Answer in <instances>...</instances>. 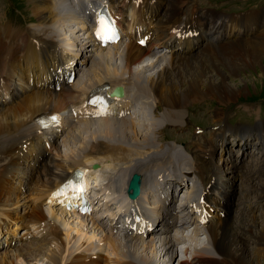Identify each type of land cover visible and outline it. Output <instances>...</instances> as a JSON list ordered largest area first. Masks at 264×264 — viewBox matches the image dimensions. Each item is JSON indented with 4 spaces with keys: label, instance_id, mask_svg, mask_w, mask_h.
<instances>
[{
    "label": "bare ground",
    "instance_id": "bare-ground-1",
    "mask_svg": "<svg viewBox=\"0 0 264 264\" xmlns=\"http://www.w3.org/2000/svg\"><path fill=\"white\" fill-rule=\"evenodd\" d=\"M28 1L32 5L33 14L37 18H39L41 22L48 21L51 22L52 26H56V27L53 30L50 25H43L39 29L41 31V34L33 31L29 27V29L26 32H23L25 33L26 39H28L29 37V40L31 41L32 38L37 36L39 40H42L43 37L41 36H49L50 34L52 40H58L59 38L61 39L62 38L61 31H63L64 29H63V25H57V22L59 21V18L63 17L65 19L67 16L60 15L59 12L56 11L54 6L48 4L49 0H28ZM127 2H129V0H112V3L116 4L117 6H121L122 4ZM185 3L186 0L166 1L164 9H162V11L156 16V21L153 26V28L155 26H157L158 28V37L153 36L154 38L152 39L154 44L158 42L160 43L167 42L169 41L170 38H173L175 35L176 37H178L177 33L172 32V29L174 27L180 30L181 31L180 33L181 34L183 33L184 35L187 34L185 32H187L189 29H192V32H195V28L198 25V17H201L200 15H204V14L201 11V9L195 6L193 3H191V1L186 5ZM122 11L124 12V9H122ZM148 12H149L148 10H142V14ZM181 14H184V18L182 19L184 20V24L182 27L178 25L179 15ZM218 16H219L218 14H215L216 18ZM201 18L202 19L204 18L206 21H208L206 17H201ZM165 19H168L167 21L170 23L166 24ZM208 23H209L208 34L211 35H208V40L204 41V44L201 45V48L198 52L199 54H196V52H194L193 54L186 56L177 57L176 55L175 56L176 58L172 57L171 55L164 56L163 59L165 61L164 64L157 63L159 59H156L154 62H151L150 64H144L143 66L140 65V67H137L135 70H131L130 65L137 63L140 53L133 55L132 54L133 46L131 47V45L128 42H123L125 44V47L122 48L121 46L123 43L114 44L108 48H100L97 50V52H93L90 54L88 60V67H86V69L84 70L85 72L83 73L84 77L82 79H78L73 87L52 93L41 92V91L29 92L27 94H24L22 98H20L16 103L9 106L8 108L3 110L0 109V181H2V185H0V216L3 217L1 214H4L8 218H11L12 215L10 214V212L6 210H5L6 213L3 212L4 208L2 206H4V204L8 200H11L12 197H14L16 201H18L21 198L19 193H18L19 195L16 194V196L12 195L11 191H13L14 188L11 187L6 182L7 179H9V177L12 176L13 174L22 172V168L20 167V165L15 160L10 159L11 151H9L10 148L12 150L14 146L17 147L20 144L21 137L18 135H11L12 134L11 132L16 130V127L19 124L21 123H23V125L26 124L27 120L34 117L35 114H37L39 111L49 108L55 110V108L63 106L65 104V95L69 96V98L72 101L78 102L79 99L82 98V96L80 95H83L87 89H89L94 85L100 84L104 81H112L114 84H118L122 79V77H127V78L131 77L129 83L131 85V89H133L137 93L143 94L141 99V103L142 102L144 103L142 106V110L145 107L144 105L147 104V101H151L152 103L150 104V106H148V108L150 109L152 108L156 110L158 109L162 111L161 115H157L156 111L155 112L153 111L154 113L151 114L150 118L148 119V121L150 120L152 121L151 123L153 129L154 128L156 129L159 120L156 122L157 119H155V116L163 117V120L167 121V116L171 112L173 111L181 112L180 108L182 109L183 107H186L190 103L191 104L193 102L195 103L199 99L202 100L205 98H216L217 100H219V103H226L227 101H230L235 95L241 93L243 91V88L242 87L240 88V86L239 85L237 86V84L240 82L244 83L245 78H247V77L244 78L246 74H244L242 80H239L238 82L237 81L229 82L224 73L226 71L229 73H235L237 72L240 66L247 67V66L255 65L261 59V57H264V40L257 36L241 39L240 30L236 28V26H233L240 24L232 18L230 19L225 18L224 23L222 24L229 26H220L218 25V23H213V22H208ZM5 27L6 26L0 25V70L4 67L6 61L9 62L10 59H12L15 55L19 53L18 48L22 46V43L19 42H16L14 46V42L12 40L13 35H11L7 31L8 28ZM139 28L142 29L144 28V26H140ZM33 32L35 33V35L33 34ZM213 45H219V46H213ZM124 48H126L128 52L126 55V59L123 63V66L119 68L115 63V58L116 55L117 56L124 55L125 52L123 53L122 50ZM25 64L27 70H30L32 68L31 63L28 60H25ZM219 66L225 67L226 71L217 69V67ZM212 68H216L215 74L218 76L217 78H213L211 76ZM187 69L190 70L194 69V71L189 73V79L185 80L184 78L185 75L184 76L182 75L184 71ZM178 70H180L179 74L177 76H174L175 74L178 73ZM243 73H246V71ZM26 75L27 74H24L25 77ZM31 75L33 77V85H35L36 82H44V80L47 78L42 72H40L37 75H34L31 72ZM130 85H129V89H130ZM144 95H146L145 100H144L145 98ZM152 105H154L153 106L154 108L151 107ZM78 107H80V105H78ZM143 111L145 113L146 109ZM219 112L220 110L218 108L214 109L212 115H216ZM82 117L85 116L82 115ZM104 117L106 118L98 119V120L82 119L79 122L80 124L82 123L81 128L77 124L76 125L74 124V127L72 125L70 128L71 130L67 133L68 136H66V138L63 140V143L65 144V146H67L66 150L64 151V153H59V151L56 152L57 150V146H56L55 147L56 150L54 154V162L51 165H49L48 169L44 167L45 173L43 174L45 175V180L42 179V173L39 174L40 183L37 182L36 180L34 181L33 176L31 175L29 176V181L31 183L32 181L35 182L34 186H32V188L29 190L33 194L32 199H35L36 203L37 201L39 200L41 201L42 199V201H47L49 205H53L54 207H57L58 210L57 209L56 210L59 211V216L62 215L61 220L63 226L68 227L64 232V238L66 239L67 242V246H65L64 243L61 242V236L54 233L53 226L51 225L49 226V230L46 233V235L48 236H45V238L51 239L50 243H54L55 246L54 249H49L50 251L48 252V254H46L47 255L46 257L49 259V264H63L65 261L69 259V256H67L65 252L68 254H71L72 252V250L71 251L68 250V245H69L68 242L70 241L69 233L72 229L69 226L66 217L68 215L77 214L74 211H70L71 209H65L66 204L64 202V199H61L58 202H56V203H60V206H56V204H53L54 199L51 196V191L54 187L55 189L58 187L59 180L63 179L62 181H64L65 179H67L66 177L68 178L72 177V173L69 174L70 170L72 169L73 171L74 167L80 163L87 162V164L91 166L93 163L97 162L99 164L100 170L94 169L92 167L88 170L86 188H88L89 190V187L91 185H95L96 187L101 188V191L105 190L106 191L105 194L100 196L99 194H97L95 200L104 202L105 203L104 207L109 208L108 203H106V199H108L111 195L117 196L118 194L115 193L114 188L113 189L110 188V185L108 186L107 184V186H105L103 184L102 175H104L106 179L108 178L104 170L108 168L113 169L115 166L114 161L129 160L126 163V165L123 167L124 176L122 179V185L119 187L120 189L122 188L125 189V186L128 181V173H131V171L135 169L136 171H140V168H143V172H145L146 169H148L146 163L148 164L151 163L149 160H147V161H135L132 164H130L133 161V158H131L127 154H129V152L132 151L133 149H129L126 150V152L125 151L122 152V148L120 149L118 144L112 143L114 142V140H117L116 142L133 141V143H130L129 145L136 146L134 144L136 142H140L138 140L141 139L140 135L137 134V132H135L134 129H132L133 125L137 126L136 121H134L133 119L117 120L114 118L113 119L107 118V116ZM179 118H180L179 115H176V116H172L170 119H172L173 122H178ZM223 120H225V115H221L219 117V122ZM91 123L94 124L93 126L91 125L93 129L89 130L86 126H88ZM226 123L227 122H225L224 125ZM256 126L258 127L252 126V128H245L244 129L246 131L245 133L259 136V140L264 139V135H263L264 125L257 124ZM27 128L30 129V126H27ZM236 128L242 129V127L240 126H236L235 129ZM218 132H220V130ZM221 135L226 136L224 133H221ZM118 136L120 137L118 138ZM142 139H144L143 141L153 140V138H151L148 135L143 136ZM7 143L11 145L7 146ZM138 146H140L143 149L146 148V146L144 145L143 147L141 145ZM210 147L211 145L208 146V151H207L208 157H206V159H202L200 157V154L202 153L196 151V154L197 155L199 154V158H196L195 164L193 165L191 164V162L185 163L186 167L194 166L196 181L200 182L203 185L208 183L211 178H214L215 181H219L217 177L218 169L217 167H215L214 164V150H212ZM151 156L158 157L157 158L158 161L162 159L163 162L167 161V158L165 159L164 157H160L154 154H152ZM167 156L169 159L171 158L169 154ZM263 156H261L262 157L261 159H263L262 161L263 163L261 170L262 172L260 174L261 177L260 183L262 182V184L259 186V188L254 187L257 189L258 196H260L259 199L260 202L264 200V175H263L264 157ZM154 166H159V165H154ZM187 170H185V172ZM126 175H127V180L125 181ZM157 175L161 176L162 173H158ZM165 175H170V174L165 173ZM231 177L233 180L236 179L235 175L232 172H231ZM219 179L221 178L219 177ZM258 183L259 182L256 181V184ZM252 189L253 186H251L250 190ZM144 192L145 190H142V194ZM120 198L125 199L127 197L122 196ZM68 199H70V197H67V200ZM119 204L123 206L122 201ZM247 205H248L247 210L249 213H251V210H253L255 206L251 203H248ZM93 207L94 206H92V208ZM113 209L114 207L112 208V210H110V213H108L111 216H115V214L119 211V209L116 210ZM156 209H158V207ZM41 210L43 211V209L40 208L39 205L38 206L34 205L32 209L29 211L30 217L26 220L27 223H30L32 226H36V228H38L39 230L44 229V222L41 220H44L43 218L45 217ZM48 211L50 213V210ZM249 213H243L240 214L239 216H235L236 220L234 225L232 224L231 217H229L226 220H223L222 222L219 219L216 223V225H218L219 227L220 230L219 232L217 231L213 223H209L208 228L206 229L207 247H202L199 250L194 249L195 252L193 253L192 256V260L194 259V263L200 261L205 263V261L207 260L206 258H212L211 263L208 261L209 262L208 264H218L221 262L225 264H256L255 260L258 258L254 256L252 257V259H250L246 255L247 254L246 249L248 248L247 244L251 243L250 242L251 240L252 241L254 240L255 241V246L253 245L254 248H259V246L261 245L262 247V248L260 247L261 250L264 249V226H262L259 229H256L257 223L254 221L255 217H253L252 213L248 215ZM52 216L56 219L59 217L56 214H52ZM0 224L4 225L1 221ZM197 228L198 225L196 224V229ZM75 231L77 232V230ZM194 232L197 233V231H195V226H194ZM130 235L133 237L137 236L139 239H142V235H140L137 231L133 230L132 232H130ZM12 236L14 237V234H10V233L7 234V237L5 239L7 245L8 243H11L13 241ZM123 237L127 242L131 241L125 236ZM170 237H171L170 235L166 236L164 234V236L159 237V239H162V241H164L163 244L167 245L165 253L170 252L171 254L170 259H171V258H175L177 255H176V251L174 250V245L169 240ZM45 238H43L42 240L43 242L45 241ZM93 238L94 237L90 236L87 239L88 241L87 244H89ZM105 239L108 242L109 245L107 244V246L110 247L112 253H114L116 256H119V259L126 258L127 260L125 262L117 259L114 260L113 263L112 260L106 261L104 259L103 261L105 262L104 264H157L156 261L153 260L152 257H148L147 254L136 251V249L129 248V245H127L124 240L119 241L116 238H112L109 235H107ZM153 240H154V236H152L149 240V242H152L150 244L151 246L150 249L151 252L154 254V255L152 254L154 258L157 253V247L156 244L153 243ZM34 245L38 246L37 243ZM82 246H83V242L81 243V247ZM87 246L90 247L89 245ZM91 246L93 245L91 244ZM29 247L31 248V246ZM33 248L31 250H33ZM250 248L252 249V247ZM215 249L217 250V253H215L216 252ZM28 250H25L24 252L18 250L12 251L13 256L10 259H8L7 253L2 254L0 257V264H21L22 262L28 259V257L26 258L25 255V254H29ZM77 252L78 250H76L75 253ZM255 252H259V249H256ZM131 254L134 256L135 259L133 262L131 260H128V257ZM66 257L68 259H66ZM97 258H99L100 260L103 259L101 256H97ZM99 259H90V261H85L83 258L76 257L74 261L76 264H100ZM179 264H191V263L185 259H182L180 260Z\"/></svg>",
    "mask_w": 264,
    "mask_h": 264
},
{
    "label": "rangeland",
    "instance_id": "rangeland-1",
    "mask_svg": "<svg viewBox=\"0 0 264 264\" xmlns=\"http://www.w3.org/2000/svg\"><path fill=\"white\" fill-rule=\"evenodd\" d=\"M10 1H12L13 2V4H14V6H13V4H11V2ZM196 2H198L199 3V6H201V7H203V6H206V7H209L210 5L207 3V1H210V0H195ZM218 1V0H217ZM227 1V7L226 8H228V9H230V10H232L233 8H235V6L234 5H232L230 2L232 1V0H226ZM238 1H240V0H235V2H238ZM251 1V4L248 6V7H251V8H254V9H258L257 7H264V0H250ZM240 3V2H239ZM247 4V0H244V4L243 5H236V6H238V7H240L239 9H242L243 7H244V5H246ZM253 6V7H252ZM12 7H15L16 9H19L20 11H21V13H24L25 15H26V18H27V22H36V20H35V15L33 14V12H32V5H31V3H29V1L28 0H0V21H2L3 19H6L7 21H8V23H10V24H12V25H19V26H21V25H26V24H24L23 22H21V18L20 17H18V16H14V18H13V20L12 19H10L13 15H11L9 12H15V9H13ZM238 9V8H237ZM237 11V10H236ZM35 16V17H34ZM66 16V15H65ZM182 16L183 15H180V19H182ZM37 18V17H36ZM183 18H184V16H183ZM60 19H62L64 22H66L65 20H67L66 18L64 19L63 17H61V18H59V20ZM168 19H165V23L166 24H168V23H170V22H168L167 21ZM61 22V21H60ZM0 25H2L1 23H0ZM2 26H4V25H2ZM5 28H7V27H5ZM64 29V28H63ZM63 29H61V30H63ZM27 31V30H26ZM26 31H24V32H26ZM64 31V30H63ZM209 35H211V34H209ZM61 36L63 37V38H66V39H72V36L71 35H67L66 34V32L64 31L62 34H61ZM257 37H260V36H257ZM214 44V43H213ZM222 44V43H221ZM220 45V44H219ZM219 45H213V46H219ZM110 47V46H109ZM105 48H108V47H105ZM98 50V49H97ZM199 52V51H198ZM198 52H196V54H199ZM172 57H174V58H176L175 56L177 55V54H170ZM121 56H117L116 55V58H115V63H116V65L119 67V68H121L122 66H123V63H124V61H121ZM156 59H159L160 60V57L159 56H156V58H153V59H151V60H153V61H155ZM125 60V59H124ZM160 63H163V61L162 62H160ZM164 63H165V61H164ZM163 63V64H164ZM144 65V64H143ZM143 65H141V66H143ZM139 67V66H138ZM248 67V68H247ZM240 66L239 68H238V70H237V72H235V73H229V72H227L226 71V68L225 67H223V66H219V67H217V69H220V70H223V71H226L224 74H225V76H226V78L228 79V81L229 82H235V81H239V80H242V77H243V75L244 74H246L245 76H244V78L245 77H247V78H245V80H244V83L243 82H240V83H238L237 84V86L239 85L240 86V88L242 87L243 88V91L241 92V93H239L238 95H235L230 101H227L226 103H219V100H217L216 98H205V99H202V100H205L206 101V103L205 102H201V103H199V100L197 101V102H193L192 104L190 103L189 105H187L186 107H183L182 109L180 108V110H181V112H178V111H173V112H171L168 116H167V122H165L164 120H163V117H159V116H155V119H157L156 120V122L158 121L159 123V126H157L156 127V129L154 128L153 129V126H152V121L150 120V121H148V119L150 118V115L151 114H153L155 111H156V113H157V115H161L162 114V111H160V110H156V109H150V108H148V106H150V104L152 103L151 101H147V104L146 105H144L145 107H144V109L143 110H145L146 109V112L144 113V111L142 110V107H141V112H140V114L138 115V126H139V130L141 131V132H138V130H137V126H135V125H133L132 126V129H134L135 130V132H137V134H139L140 135V137H141V139H142V137L143 136H150L151 138H153V140H155V137H153V133L156 131V133L158 132V131H163L164 133H165V135L163 136V137H166V138H177V136H179V138L180 139H183V138H185V135H182V134H180L179 133V135H178V133H177V127H175V126H179V125H175V124H171V125H175V126H167L166 127V125H168V124H166V123H181L182 122V118L184 117V116H186V110L185 109H187V107L189 108L188 109V111H189V116H190V122H188L187 121V125H188V123H193V121H195V122H197V123H202V122H206L207 121V123H215L214 121H216L217 123H220L219 122V117L221 116V115H225L226 113H232V107H233V105L236 103L237 104V109H239L238 110V116H237V118H235V122H234V124L235 125H238V124H241V125H248V124H252V123H256L257 121H258V119L257 118H259V119H262V118H264V100H262V99H264V57H261V59L255 64V65H251V66ZM133 68V67H132ZM86 69V68H85ZM84 69V70H85ZM131 69V68H130ZM250 69V70H249ZM131 70H135V69H131ZM181 70V69H180ZM180 70H178V73L177 74H175L174 76H177L178 74H179V72H180ZM151 71V70H150ZM194 71V69H192V70H190V69H187V70H185L184 71V73H183V75L182 76H184V78H185V80H187V79H189V73H191V72H193ZM246 71V73H243V72H245ZM240 72V73H239ZM214 73V74H213ZM216 73V68H212V72H211V76L213 77V78H217L218 76L215 74ZM254 73V74H253ZM227 74V75H226ZM248 74V75H247ZM84 77V75L82 74V76L79 78V79H82ZM250 77V78H249ZM238 78V79H237ZM78 80V78L76 79V81ZM246 81V82H245ZM76 83V82H75ZM245 90V91H244ZM60 91H62V90H60ZM24 96V95H23ZM145 96V98H144V100L146 99V95H144ZM236 97V98H235ZM261 98V99H260ZM201 101V100H200ZM16 103V102H15ZM140 104H141V102H140ZM260 104H261V106H260ZM154 105H152L151 107H153ZM247 106V108H245ZM154 108V107H153ZM219 109L220 110V112L218 113V114H216V115H212V113H213V110L214 109ZM154 111V112H153ZM151 112V113H150ZM144 113V114H143ZM225 113V114H224ZM176 115H179V121L178 122H173L172 121V119H170L172 116H176ZM131 119H133V118H131ZM154 119V120H155ZM134 121H135V118L133 119ZM146 121V122H145ZM130 122V121H129ZM149 122V123H148ZM165 122V123H164ZM227 122V121H226ZM131 123V122H130ZM227 124V123H226ZM224 125V124H219V128H218V131L220 130V132H218L219 134V137H220V139L222 140V146H221V149H225V147H226V141H225V137L226 136H222L221 135V133H224L225 135L227 134V133H230L231 135H233V136H235V137H239V138H246L245 139V142H244V147H247L248 146V144H249V142H247L248 141V138L249 137H251V136H254V137H256V138H258V139H256V141H255V144H257V149H258V153H260L261 155L260 156H263L264 155V139H262V140H259V136H255V135H251V134H247V133H245L246 131L244 130L245 129V127H242V129L241 128H236L235 129V127L234 126H231V125H229V124H227V125ZM257 124H259V125H264V123L262 122V123H257ZM257 124H255L254 126L255 127H258V126H256ZM77 125H79L80 126V128L82 127V123L80 124H78L77 123ZM94 125V124H89L88 126H86L89 130L90 129H93V127L92 126ZM128 125H129V123H128ZM84 126V125H83ZM169 127H171V129L169 128ZM148 129V130H147ZM158 129V130H157ZM155 130V131H154ZM181 130H182V128H181ZM183 132L185 131L184 129L182 130ZM90 132V131H89ZM146 132V133H145ZM150 133V134H149ZM84 134H86V133H84ZM235 134V135H234ZM264 135V134H263ZM262 135V136H263ZM66 136H68L67 134L63 137V139H61V141H62V143L61 144H58L57 143V150H56V152H58L59 151V153H64V151L66 150V147L67 146H65V144L63 143V140L66 138ZM156 136H158L159 138H160V136H159V134L157 133L156 134ZM261 136V137H262ZM120 136H118V138H119ZM68 139H69V137H68ZM138 140V141H140V142H136L134 145H136V147H139V148H141L140 146H138V145H141L142 143H148V142H150V141H143L144 139H142V140ZM153 140H151V141H153ZM192 140V139H191ZM191 140H189V142L191 141ZM117 140H114V142H112V143H115V144H118V146H119V148L121 149L122 148V152L124 151L123 150V148H127V146L126 145H119V143L120 142H123V141H119V142H116ZM262 142V143H261ZM74 144H75V142H74ZM9 145H11V144H8L7 143V146H9ZM63 146L62 148H61V146ZM144 146H146V145H144ZM154 146V144L153 143H150V147H153ZM142 147H143V145H142ZM147 147V146H146ZM156 147H158V146H155L153 149H149V150H146L145 152H144V150H139V149H136V148H134L132 151H130L129 152V154L130 155H128V156H130L131 158H133V159H137V161H147V160H149L151 163L149 164V165H160V162L161 163H163V159L162 160H160V161H158L157 160V158L158 157H156V156H151L152 154H149L148 156H146L145 154H147L148 152L150 153V152H153V151H159L160 149H156ZM189 147H192V145H189ZM194 148V147H193ZM212 150H214L215 151V148L214 147H210ZM9 151H11V148L9 149ZM174 150H172L171 152H173ZM170 152V151H169ZM170 152V154H172ZM54 154H55V152H54ZM169 154V155H170ZM154 155H156V153L154 154ZM245 155H246V153H245V149L242 151V154L240 155V158L238 159V158H236L235 159V163H237V167H236V171H241V168H242V166H244L245 164ZM171 156V158L169 159L168 158V156H166L165 158H167V161H170V162H173L174 161V157H176V156H172V155H170ZM232 156L233 155H231L230 153H229V157H230V160H232ZM264 157V156H263ZM142 158V160H139V159H141ZM258 158V157H257ZM262 158V157H261ZM255 159V162H256V158H254ZM253 159V160H254ZM155 160V162H157V163H154L153 161ZM173 160V161H172ZM262 161H263V159H261ZM261 160H258V163L259 164H257L256 163V165H254V166H252V167H250L249 168V170H248V173H249V171H250V173L249 174H257V173H259L258 175H259V178H258V180H256L255 178H253V179H251V180H249V181H247L246 180V184L243 186V188H242V193H241V198H240V200H239V204H238V206H237V208L235 209V212L233 213V216H232V218H231V221H232V224L234 225V223H235V220H236V217L235 216H239L240 214H243V213H249L248 212V203H251V204H253L254 206H255V208L257 207V201L260 199V196H258V192H257V189L256 188H254V187H258L259 188V186L262 184V182L260 183V180H261V177H260V174H261V170H262V161ZM129 161V160H128ZM127 161V162H128ZM130 164H132V162L130 163ZM214 164H215V162H214ZM250 164H252V162L250 163ZM215 167H217V177H218V180L219 181H225L227 184H228V182H227V179L225 178V175H224V173H223V171L222 170H220V168L217 166V164H215ZM106 170V169H105ZM104 170V171H105ZM122 172H123V169H121V172H119V174L117 175V176H120L121 174H122ZM231 172L233 173L234 172V169H233V171L231 170L230 172H229V174L231 175ZM219 174V175H218ZM263 174V173H262ZM264 175V174H263ZM161 176H164V175H161ZM165 177H170V175H165ZM219 177L221 178V179H219ZM108 179V178H107ZM151 179L152 180H154V177L152 176L151 177ZM169 179V178H168ZM115 180H117V178H115ZM115 180H113V182H116ZM239 180V178L238 179H232V177H231V185L233 184V183H235L236 181H238ZM35 181V180H34ZM34 181H32V183H33V185L32 186H34ZM118 181H119V179H118ZM256 181L257 182H259L258 184H256ZM31 183V182H30ZM255 183V184H254ZM252 184V185H251ZM0 185H2V181H0ZM110 185V182L108 183V186ZM116 185H117V183H116ZM122 185V181H121V183H119L117 186L118 187H120ZM11 187H13L14 189H13V191H11V193H12V195L13 196H16V194L17 195H21V186L20 185H17V184H14V183H12L11 185H10ZM32 186L28 189V192L26 193V199L30 202V208H28L29 210L27 211V213H23L22 215H18L17 213H15V211H13L12 210V212L11 211H8V210H6V209H4L3 210V212H5L6 213V211H8V212H10V214L12 215L11 216V218H13V219H16L18 222H20L21 224H23V223H25V234L27 235L28 233H30V231H29V229H30V227H32V225L30 224V223H27L26 222V220L30 217V214H29V211L32 209V207L34 206V205H36V206H38V201H37V203L35 202L36 200L35 199H32V192L31 191H29L31 188H32ZM251 186H253V191L251 192V193H248V190H250V188H251ZM5 187H7V186H5ZM19 187V188H18ZM19 193V194H18ZM29 194V195H28ZM243 198H244V200H243ZM22 199H24V198H20L18 201H16V199L14 198V197H12L11 198V200H8L4 205H15V206H17V207H19V204H23V202H25V199L22 201ZM42 200V199H41ZM40 201V200H39ZM22 202V203H21ZM34 203V204H33ZM258 203H260V201H258ZM262 205L260 206V208L258 209V208H256V210H255V208L253 209V210H251V213L253 214V217H255L254 219V221L257 223V226H256V229H259V228H261L262 226H264V200H262ZM43 205H47V207L48 208H51V210L52 211H50V213H49V211L47 210H45V209H43V211H42V213H43V215H44V217L46 218L48 215H49V217H53L52 216V214H56L57 216H59V211H57L56 210V208H54V206L53 205H49L48 203H47V201H43V204H42V206ZM49 205V206H48ZM241 205H242V207H241ZM239 207V208H238ZM41 208V207H40ZM156 209V208H155ZM158 209H159V207H158ZM240 209H241V211H240ZM6 210V211H5ZM20 211V212H23V208H17V211ZM70 211H73V210H70ZM101 211H102V209L101 210H99L98 211V214H101ZM51 212H52V214H51ZM55 212V213H54ZM57 212V213H56ZM75 212V211H74ZM254 212V213H253ZM19 213V212H18ZM175 213V212H174ZM173 213V214H174ZM251 213H249L248 215H250ZM16 214V215H15ZM21 214V213H20ZM51 214V215H50ZM237 214V215H236ZM2 216H5L4 214H1ZM72 215H75V214H72ZM103 215V214H102ZM71 215H68L67 217L69 218ZM173 216V215H172ZM22 219V221H21V219ZM20 219V220H19ZM2 220V217L0 216V221ZM103 220H108V218L107 217H104L103 218ZM41 221H43V220H41ZM40 222V221H39ZM65 222V221H64ZM80 222H82V221H80ZM110 222V221H109ZM254 222V223H255ZM66 223V222H65ZM83 223V222H82ZM29 224V225H28ZM70 224H72L73 226H75V225H79V219H77L75 216H74V218L73 219H71V221H70ZM103 225H104V222L102 223ZM2 224H0V231H1V233H2ZM30 226V227H29ZM83 227V228H82ZM82 227H73V228H71L72 230L70 231V233H69V235H70V241L68 242L69 243V245H68V250L69 251H73L74 249H75V251L76 250H78L80 247H81V243L83 242V245L85 244L86 246L87 245H89L90 247H91V244H93L92 242L96 239L95 238V236H94V234H87V231H89V232H92V231H97L98 232V237H100V238H103L104 237V235L105 234H109L111 237H113V238H116L117 240H124L125 242H126V244L127 245H129V248H131V249H136V251H139V252H143V253H145V254H147V256L148 257H151V255L153 254L152 252H151V246H148V244H147V242L149 241V239H146V241H144V242H141V240L140 239H130L131 241H126L125 239H124V237L123 236H125V235H118V234H116L115 232H114V230H110V231H104L103 232V229H102V227H98V228H95V226H93L89 221H86L85 220V225L83 224V226ZM64 229L62 230V233H58V230H57V228L56 227H53V231H54V233L55 234H58L59 236H61V242H63L64 243V245L65 246H67V242H66V239L64 238V232L66 231V228H68V227H63ZM105 228H107L106 226H105ZM70 229V228H69ZM11 230V229H10ZM10 230H6L5 232H4V237H5V239H6V237H7V234L8 233H10L11 234V231ZM75 230H77V232L75 231ZM10 231V232H9ZM83 231V232H82ZM7 232V233H6ZM32 232H33V234H34V238L32 239V240H30V241H28L26 238H25V240L23 241V245L21 246L23 249H27V248H29V250H28V252H29V254H25L26 255V258L28 257V259L27 260H23L24 262H22L21 264H49V259L46 257L47 255L46 254H48V252L50 251L49 249H54V243H50V241H45V242H40V243H38V242H36V241H38V240H40V237L36 234V232H35V230H32ZM21 233H22V231H21ZM122 234H123V232H122ZM79 235V236H78ZM166 236H169L168 234H165ZM75 236L77 237V242H76V245H74L73 244V241H74V238H75ZM94 237L92 240H91V242L89 243V244H87V239L89 238V237ZM13 237V236H12ZM118 237V238H117ZM126 237V236H125ZM15 238H16V236L14 235V237H13V241L14 242H16V240H15ZM100 238H98L97 240V242H94V244H93V250H91V251H89L88 249H87V247L86 246H84L83 248H81V250H83L82 252H80V253H76V254H68V253H66L65 252V254L67 255V256H69V259L66 257V259H68L67 261H65L63 264H71V262H73V259L74 258H76V257H78V256H82V257H88V256H93V255H100V256H102V258H104L106 261H113V263H114V260H117V259H119V256H116L114 253H112V251H111V249H110V247L109 246H107V242L104 240V241H100ZM120 238V239H119ZM127 238V237H126ZM46 239V238H45ZM129 239V238H128ZM43 239H41V241H42ZM197 240V241H196ZM194 242H195V244L193 243V242H191V243H193L192 245L194 246V247H197V246H200V245H206L207 246V242H206V239H205V237H204V235L203 234H201V235H198V238L196 239ZM35 242V243H34ZM102 242V243H101ZM137 242V243H136ZM251 243H249V244H247L248 245V248L246 249L247 250V257L248 258H250V259H252V257H256V258H258V259H256L255 260V263L256 264H264V261H263V257H264V249H262L261 250V245L259 246V248H254V246H255V241L253 240H251L250 241ZM6 243V242H5ZM31 243H34V244H38V246H35L34 244L31 246V248L28 246L29 244H31ZM80 244V246H79V244ZM142 243H143V245H142ZM40 244H42V245H40ZM200 244V245H199ZM7 245V244H6ZM8 245H11V243H8ZM27 245V246H26ZM109 245V244H108ZM252 245V246H251ZM254 245V246H253ZM75 246H76V248H75ZM26 247V248H25ZM34 247V248H33ZM36 247H38V248H36ZM250 247H252V249L250 248ZM261 247V248H260ZM20 248V247H19ZM33 248V250H31ZM86 251H85V250ZM192 249V250H191ZM190 250H188L190 253L192 252V253H194L195 251H193L194 250V248H191ZM256 249H259V252H255L256 251ZM216 250V249H215ZM252 250V251H251ZM110 251V252H109ZM251 251V252H250ZM68 252V251H67ZM88 252V253H87ZM215 252V251H214ZM5 253H7V257H8V259H10V258H12V256H13V253H12V251H10L9 249H6V248H0V257H1V255L2 254H5ZM168 255H169V258H170V256H171V254H170V252H166ZM190 253H187L186 254V257L189 259V260H191V256H190ZM215 253H217V250H216V252ZM76 255V256H75ZM154 255V254H153ZM63 256V255H62ZM181 256H183L182 254H181ZM250 256V257H249ZM46 257V258H45ZM56 257H58V256H56ZM185 257V256H184ZM59 258H60V256H59ZM109 258V259H108ZM176 258V257H175ZM174 258V259H175ZM62 259V258H61ZM172 259V258H171ZM207 260L205 261V263L204 262H202V261H200V262H196V263H194L193 261H191V263L192 264H208L209 262L211 263V261H212V258H206ZM211 259V260H210ZM119 260H122V261H125L126 262V258L124 259H119ZM128 260H131L132 262L135 260L134 259V256L131 254L129 257H128ZM209 261V262H208ZM223 261V260H222ZM56 262H57V260H56ZM139 262V261H138ZM190 262V261H189ZM216 262V261H215ZM105 262H103V264H104ZM110 263H112V262H110ZM101 264V263H100ZM218 264H225V263H218Z\"/></svg>",
    "mask_w": 264,
    "mask_h": 264
},
{
    "label": "snow or ice",
    "instance_id": "snow-or-ice-1",
    "mask_svg": "<svg viewBox=\"0 0 264 264\" xmlns=\"http://www.w3.org/2000/svg\"><path fill=\"white\" fill-rule=\"evenodd\" d=\"M97 25L98 27L96 30V35L98 39H100L101 41H108V40H112L115 38V34H114L112 27L109 25V23L106 22L104 17L98 18ZM92 103L95 104L97 103V101L94 100L92 101ZM52 119L53 121H55L57 117L53 116Z\"/></svg>",
    "mask_w": 264,
    "mask_h": 264
},
{
    "label": "water",
    "instance_id": "water-1",
    "mask_svg": "<svg viewBox=\"0 0 264 264\" xmlns=\"http://www.w3.org/2000/svg\"><path fill=\"white\" fill-rule=\"evenodd\" d=\"M139 179V175L138 174H133L129 183V188H128V192L130 191V189H132L133 191L136 188L137 182Z\"/></svg>",
    "mask_w": 264,
    "mask_h": 264
}]
</instances>
